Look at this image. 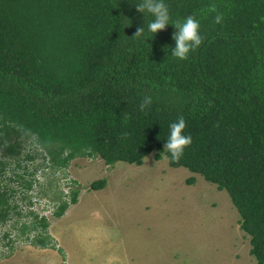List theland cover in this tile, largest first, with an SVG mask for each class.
Masks as SVG:
<instances>
[{
	"label": "trees",
	"instance_id": "16d2710c",
	"mask_svg": "<svg viewBox=\"0 0 264 264\" xmlns=\"http://www.w3.org/2000/svg\"><path fill=\"white\" fill-rule=\"evenodd\" d=\"M140 2L0 0V229L24 216L7 178L22 185L21 206L30 208L29 223L4 230L0 250L13 253L22 239L55 246L48 220L34 209L38 197L27 196L34 181L14 169L7 176L9 167L40 155L62 171L85 157L140 166L153 155L226 191L251 255L264 264V0H163L170 23L156 34L147 27L152 15L137 11ZM189 16L202 43L181 60L172 55L174 24ZM180 117L192 143L174 159L165 145ZM70 188L56 217L78 202L79 190Z\"/></svg>",
	"mask_w": 264,
	"mask_h": 264
},
{
	"label": "rangeland",
	"instance_id": "374dc122",
	"mask_svg": "<svg viewBox=\"0 0 264 264\" xmlns=\"http://www.w3.org/2000/svg\"><path fill=\"white\" fill-rule=\"evenodd\" d=\"M38 158L22 161L18 170L9 167L7 176L14 169L34 181L27 196L38 197L34 209L48 220L55 246L42 248L22 239L13 243V253L0 250V264H257L230 196L201 175L153 155L140 166L76 158L65 171ZM192 176L197 182L189 185ZM101 179L105 188L92 190L91 184ZM3 184L17 188L13 200L24 216L0 229L2 245L4 230L16 222L21 227L30 210L21 206L22 185L9 178ZM71 186L79 190L78 202L56 217L54 210L69 197Z\"/></svg>",
	"mask_w": 264,
	"mask_h": 264
},
{
	"label": "clouds",
	"instance_id": "9594fccd",
	"mask_svg": "<svg viewBox=\"0 0 264 264\" xmlns=\"http://www.w3.org/2000/svg\"><path fill=\"white\" fill-rule=\"evenodd\" d=\"M137 11L141 13H149L153 20L147 24L148 30L151 33H157L165 29L166 25L170 23L169 10L163 0H141L137 4ZM210 11H216L215 5L210 8ZM222 15L217 14L215 22L217 24L222 22ZM177 31L173 35L176 46L172 50V55L181 60L187 59L190 51L199 47L202 43V38L199 34L200 25L194 17H187L183 23L176 22L174 24ZM144 28L137 29L134 37L141 36ZM152 103L150 96L145 97L140 105L141 111L147 108ZM186 128V122L183 117H180L177 122L170 125V135L165 145V150L170 152L174 159H179L183 154L185 147L192 143L191 136L183 135Z\"/></svg>",
	"mask_w": 264,
	"mask_h": 264
}]
</instances>
